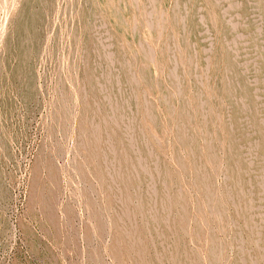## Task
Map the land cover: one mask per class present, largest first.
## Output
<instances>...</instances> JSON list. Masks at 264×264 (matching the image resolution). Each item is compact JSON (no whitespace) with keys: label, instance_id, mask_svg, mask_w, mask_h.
<instances>
[{"label":"rangeland","instance_id":"obj_1","mask_svg":"<svg viewBox=\"0 0 264 264\" xmlns=\"http://www.w3.org/2000/svg\"><path fill=\"white\" fill-rule=\"evenodd\" d=\"M30 1L0 0V264H264V0Z\"/></svg>","mask_w":264,"mask_h":264},{"label":"bare ground","instance_id":"obj_2","mask_svg":"<svg viewBox=\"0 0 264 264\" xmlns=\"http://www.w3.org/2000/svg\"><path fill=\"white\" fill-rule=\"evenodd\" d=\"M25 1H26V0H25ZM29 1H30V0H29ZM34 1H35V0H34ZM36 1H37V0H36ZM132 1H134V0H132ZM135 1H136V0H135ZM148 1H149V0H148ZM159 1H160V0H159ZM183 1H185V0H183ZM195 1H196V0H195ZM22 2H23V1H22ZM30 2H31V1H30ZM93 2H94V1H93ZM130 2H131V0H130ZM26 3H27V2H26ZM89 3H92L91 0H90ZM117 3H118V2H117ZM152 3H153V0H152ZM152 3H151V4H152ZM184 3H185V2H184ZM54 4H55V3H54ZM73 4H74V3H73ZM77 4H78V3H77ZM128 4H129V3H128ZM130 4H131V3H130ZM135 4H136V3H135ZM142 4H143V3H142ZM148 4H149V3H148ZM177 4H178V2H177ZM177 4H176V5H177ZM16 5H17V3H16ZM25 5H26V4H25ZM25 5H24V6H25ZM27 5H28V4H27ZM69 5H70V3H69ZM89 5H90V4H89ZM92 5H94V4H92ZM92 5H91V6H92ZM182 5H183V4H182ZM14 6H15V5H14ZM14 6H13V8H14ZM20 6H21V5H20ZM29 6H30V5H29ZM73 6H74V5H73ZM80 6H81V5H80ZM96 6H98V4H96ZM147 6H148V5H147ZM185 6H186V5H185ZM25 7H26V6H25ZM54 7H55V6H54ZM67 7H68V6H67ZM74 7H75V6H74ZM131 7H132V6H131ZM137 7H138V5H137ZM142 7H143V5H142ZM148 7H149V6H148ZM176 7H178V6H176ZM186 7H187V6H186ZM186 7H185V8H186ZM18 8H19V7H18ZM28 8H29V7H28ZM153 8H154V7H153ZM189 8H190V7H189ZM197 8H198V7H197ZM15 9H16V8H15ZM15 9H14V11H15ZM20 9H23V8H20ZM71 9H72V8H71ZM80 9H81V8H80ZM90 9H91V8H90ZM29 10H30V8H29ZM29 10H28V11H29ZM32 10H33V9H32ZM32 10H31V11H32ZM86 10H87V9H86ZM91 10H92V9H91ZM98 10H99V8H98ZM116 10H117V8H116ZM125 10H126V9H125ZM149 10H150V9H149ZM21 11H22V10H21ZM67 11H68V10H67ZM67 11H66V13H67ZM101 11H102V10H101ZM133 11H134V10H133ZM140 11H141V9H140ZM144 11H145V10H144ZM181 11H182V10H181ZM29 12H30V11H29ZM147 12H148V11H147ZM147 12H146V13H147ZM163 12H164V10L162 9V14H163ZM185 12H186V11H185ZM187 12H189V11H187ZM14 13H15V12H14ZM76 13H77V12H76ZM76 13H75V14H76ZM78 13H79V12H78ZM87 13H88V12H87ZM94 13H95V12H94ZM116 13H118V12H116ZM154 13H155V12H154ZM11 14H12V13H11ZM23 14H24V13H23ZM26 14H27V13H26ZM33 14H34V13H33ZM96 14H97V13H96ZM149 14H150V13H149ZM149 14H148V16H151V15H149ZM160 14H161V13H160ZM174 14H175V13H174ZM29 15H30V14H29ZM38 15H39V14H38ZM81 15H82V14H81ZM91 15H92V14H91ZM133 15H134V14H133ZM163 15H164V14H163ZM186 15H187V14H186ZM20 16H21V14H20ZM22 16H23V15H22ZM31 16H32V15H31ZM31 16H29V18H30ZM42 16H43V15H42ZM144 16H145V15H144ZM156 16H157V15H156ZM160 16H161V15H160ZM211 16H212V15H211ZM215 16H216V15H215ZM23 17H24V16H23ZM25 17H26V16H25ZM27 17H28V16H27ZM95 17H96V15H95ZM101 17H102V16H101V14H100V18H101ZM141 17H142V16H141ZM175 17H176V16H175ZM192 17H194V16H192ZM216 17H217V16H216ZM11 18H12V16H11ZM11 18H10V19H11ZM16 18H17V17H16ZM21 18H22V17H21ZM80 18H81V17H80ZM87 18H88V17H87ZM90 18H91V17H90ZM116 18H118V17L116 16ZM119 18H120V17H119ZM161 18H162V17H161ZM183 18H184V17H183ZM214 18H215V17H214ZM22 19H23V18H22ZM27 19H28V18H27ZM67 19H68V18H67ZM88 19H89V18H88ZM103 19H104V18H103ZM155 19H156V18H155ZM164 19H165V18H164ZM217 19H218V18H217ZM28 20H29V19H28ZM31 20H32V19H31ZM75 20H77V19H75ZM79 20H80V19H79ZM89 20H91V19H89ZM123 20H124V19H123ZM146 20H147V19H146ZM175 20H176V19H175ZM212 20H214V19H212ZM215 20H216V19H215ZM66 21H67V20H66ZM87 21H88V20H86L85 22L87 23ZM125 21H126V20H125ZM132 21H133V19H132ZM155 21H156V20H155ZM160 21H161V19H160ZM183 21H184V20H182V22H183ZM209 21H210V20H209ZM32 22H33V21H32ZM34 22H35V21H34ZM34 22H33V23H34ZM63 22H64V21H63ZM126 22H127V21H126ZM201 22H202V21H201ZM205 22H206V21H205ZM216 22H217V20H216ZM17 23H19V22H17ZM30 23H31V22H30ZM73 23H74V21H73ZM76 23H77V22H76ZM148 23H149V22H148ZM148 23L146 22V24H148ZM177 23H178V22H177ZM185 23H186V22H185ZM23 24H24V23H23ZM68 24H69V23H68ZM77 24H78V23H77ZM89 24H90V23H89ZM89 24H88V25H89ZM125 24H127V23H125ZM201 24H202V23H201ZM13 25H15V24H13ZM19 25H21V24H19ZM115 25H116V24H115ZM148 25H149V24H148ZM148 25H147V28L150 27V26H148ZM156 25H157V23H156ZM163 25H164V24H163ZM184 25H185V24H184ZM188 25H189V24H188ZM196 25H197V24H196ZM204 25H205V24H204ZM26 26H27V25H26ZM67 26H68V25H67ZM69 26H70V25H69ZM90 26H91V25H90ZM144 26H145V25H144ZM15 27H16V26H15ZM29 27H30V26H29ZM73 27H74V26H73ZM145 27H146V26H145ZM161 27H162V26H161ZM195 27H196V26H195ZM11 28H13V27H11ZM22 28H23V27H22ZM26 28H27V27H26ZM62 28H63V27H62ZM75 28H76V27H75ZM79 28H80V27H79ZM84 28H86V27H84ZM84 28H83V29H84ZM150 28H151V27H150ZM31 29H32V28H31ZM80 29H81V28H80ZM126 29H127V27H126ZM129 29H130V28H129ZM148 29H149V28H148ZM187 29H188V28H187ZM18 30L20 31V29H18ZM62 30H63V29H62ZM76 30H77V29H76ZM85 30H86V29H85ZM190 30H191V29H190ZM19 31H18V32H19ZM23 31H24V30H23ZM29 31H30V29H29ZM33 31H35V30H33ZM71 31H72V30H71ZM78 31H79V30H78ZM78 31H77V33H78ZM125 31H126V30H125ZM149 31H150V30H149ZM174 31H175V30H174ZM60 32H61V31H60ZM72 32H73V31H72ZM80 32H81V31H80ZM136 32H137V31H136ZM159 32H160V31H159ZM159 32H158V33H159ZM162 32H163V31H162ZM14 33H15V32H14ZM74 33H75V32H73V34H74ZM158 33H157V34H158ZM160 33H161V32H160ZM182 33H183V32H182ZM31 34H33V33H31ZM130 34H131V33H130ZM143 34H144V33H143ZM180 34H181V33H180ZM12 35H13V34H12ZM17 35H18V34H17ZM24 35H26V34H24ZM28 35H29V34H28ZM81 35H82V34H81ZM87 35H88V34H87ZM174 35H175V34H174ZM10 36H11V35H10ZM19 36H20V33H19ZM31 36H32V35H31ZM73 36L76 37V35H72V37H73ZM142 36H143V35H142ZM157 36H158V35H157ZM159 36H160V35H159ZM16 37H17V36H16ZM23 37H24V36H23ZM150 37H152V36H150ZM150 37H149V38H150ZM178 37H179V36H178ZM17 38H18V37H17ZM17 38H16V40H17ZM19 38H20V37H19ZM21 38H22V37H21ZM24 38H25V37H24ZM70 38H71V37H70ZM76 38H77V37H76ZM76 38H75L74 40H76ZM79 38H80V37H79ZM124 38H125V37H124ZM133 38H134V37H133ZM143 38H144V37H143ZM29 39H30V38H29ZM137 39H139V38H137ZM145 39H146V38H145ZM157 39H158V38H157ZM184 39H185V38H184ZM8 40H10V39H8ZM21 40H22V39H21ZM35 40H36V39H35ZM74 40H73V38H72L71 41H74ZM124 40H125V39H124ZM142 40H143V39H142ZM158 40H159V39H158ZM188 40H189V39H188ZM19 41H20V40H19ZM23 41H24V40H23ZM80 41H81V40H80ZM145 41H147V40H145ZM149 41H150V40H149ZM20 42H22V41H20ZM121 42H122V41H121ZM134 42H135V41H134ZM143 42H144V41H143ZM27 43H28V41H27ZM78 43H79V42H77V44H78ZM80 43H81V42H80ZM80 43H79V44H80ZM124 43H125V41H124ZM128 43H129V42H128ZM178 43H179V42H178ZM20 44H21V43H20ZM96 44H97V43H96ZM129 44H130V43H129ZM142 44H143V43H142ZM152 44H153V43H152ZM31 45H33V44H31ZM71 45H72V44H71ZM75 45H76V42H75ZM94 45H95V44H94ZM130 45H131V44H130ZM147 45H148V44H147ZM9 46H10V45H9ZM96 46H97V45H96ZM140 46H141V45H140ZM142 46H143V45H142ZM13 47H14V46H13ZM23 47H24V46H23ZM29 47H30V46H29ZM146 47H148V46H146ZM154 47H155V46H154ZM167 47H168V46H167ZM18 48L21 49L22 47H18ZM25 48H26V46H25ZM72 48H73V46H72ZM127 48H128V46H127ZM135 48H136V47H135ZM148 48H149V47H148ZM148 48H147V49H148ZM5 49H6V48H5ZM8 49H9V48H8ZM20 49H18V50H20ZM26 49H27V48H26ZM142 49H143V47H142ZM0 50H2V49H0ZM3 50H4V49H3ZM22 50H23V48H22ZM72 50H73V49H72ZM84 50H86V49H84ZM128 50H129V49H128ZM143 50H144V49H143ZM24 51L27 52L26 50H24ZM129 51H130V50H129ZM133 51H134V50H133ZM150 51H151V50H150ZM25 52H23V53H25ZM70 52H72V51H70ZM83 52H84V51H83ZM93 52H94V51H93ZM97 52H98V51H97ZM134 52H135V51H134ZM143 52H144V51H143ZM152 52H153V51H151V53H152ZM2 53H3V52H2ZM73 53H74V52H73ZM77 53H79V52L76 51V54H77ZM144 53H145V52H144ZM220 53H221V52H220ZM227 53H228V52H227ZM134 54H135V53H134ZM138 54H139V53H138ZM152 54H153V53H152ZM67 55H68V54H67ZM74 55H75V54H74ZM145 55H146V54H145ZM145 55H144V56H145ZM148 55H149V54H148ZM169 55H170V54H169ZM184 55H185V54H184ZM3 56H4V55H3ZM69 56H70V55H69ZM78 56H79V55H78ZM123 56H124V55H123ZM150 56H152V55H150ZM26 57H27V56H26ZM70 57H71V56H70ZM75 57L78 58L77 56H75ZM97 57H98V56H97ZM130 57H131V54H130ZM188 57H189V55H188ZM220 57H221V56H220ZM29 58H30V57H29ZM29 58H28V60H30ZM105 58H106V57H105ZM144 58H145V57H144ZM94 59H95V58H94ZM98 59H99V58H98ZM126 59H127V58H126ZM131 59H132V58H131ZM152 59H153V58H152ZM170 59H172V58H170ZM188 59H189V58H188ZM188 59H187V60H188ZM221 59H222V58H221ZM1 60H2V59H1ZM104 60H105V59H104ZM107 60H108V59H107ZM133 60H134V59H133ZM150 60H151V58H150ZM22 61H23V60H22ZM76 61L78 62V60H76ZM121 61H124V60H121ZM134 61H135V60H134ZM134 61H131V64H132V62H134ZM73 62H74V61H73ZM155 62H156V61H155ZM166 62H167V61H166ZM173 62H174V60H173ZM194 62H195V61H194ZM213 62H214V61H213ZM222 62H223V61H222ZM225 62H226V61H225ZM69 63H70V62H69ZM103 63H104V61H103ZM106 63H107V61H106ZM106 63H105V64H106ZM113 63H114V62H113ZM124 63H125V62H124ZM174 63H175V62H174ZM226 63H227V62H226ZM135 64H136V63H135ZM215 64H216V63H215ZM0 65H1V64H0ZM2 65H3V64H2ZM73 65H74V64H73ZM73 65H71V66H73ZM126 65H127V64H126ZM152 65H153V64H152ZM155 65H157V64H155ZM182 65H183V64H182ZM226 65H227V64H226ZM77 66H78V65H77ZM109 66H110V65H109ZM124 66H125V65H124ZM134 66H135V65H134ZM134 66H133V67H134ZM189 66H190V65H189ZM213 66H214V64H213ZM231 66H232V65H231ZM97 67H98V66H97ZM104 67H105V66H104ZM115 67H116V66H115ZM153 67H154V65H153ZM187 67H188V66H187ZM225 67H226V66H225ZM105 68H106V67H105ZM107 68H108V67H107ZM110 68H112V66H111ZM154 68H155V67H154ZM154 68H153V69H154ZM214 68H215V67H214ZM228 68H229V67H228ZM228 68H227V70H229ZM28 69H29V67H28ZM108 69H109V68H108ZM119 69H120V68H119ZM169 69H170V68H169ZM189 69H190V67H189ZM225 69H226V68H225ZM75 70H76V69H75ZM109 70H110V69H109ZM154 70H155V69H154ZM214 70H215V69H214ZM127 71H128V70H127ZM18 72H19V70H18ZM77 72H78V71H77ZM97 72H98V71H97ZM99 72H100V71H99ZM104 72H105V71H104ZM171 72H172V71H171ZM173 72H174V71H173ZM173 72H172V73H173ZM175 72H176V71H175ZM16 73H17V72H16ZM164 73H165V72H164ZM230 73H231V71H230ZM24 74H25V72H24ZM102 74H103V73H102ZM126 74H128V73H126ZM174 74H175V73H174ZM177 74H178V73H177ZM177 74H175V75H177ZM20 75H21V74H20ZM70 75H71V74H70ZM77 75H78V74H77ZM123 75H124V73H123ZM157 75H158V74H157ZM157 75H156V76H157ZM186 75H187V74H186ZM68 76H69V75H68ZM127 76H128V75H127ZM173 76H174V75H173ZM177 76H178V75H177ZM183 76H184V74H183ZM238 76H239V75H238ZM72 77H73V75H72ZM231 77H232V76H231ZM235 77H236V76H235ZM126 78H127V77H126ZM129 78H132V76L129 77ZM129 78H128V79H129ZM175 78H176V76H175ZM178 78H179V76H178ZM24 79H25V78H24ZM73 79H74V78H73ZM94 79H95V77H94ZM124 79H125V78H124ZM134 79H135V78H134ZM182 79H183V78H182ZM182 79H181V80H182ZM214 79H215V78H214ZM226 79H228V78H226ZM230 79H232V78H230ZM235 79H236V78H235ZM71 80H72V79H71ZM126 80H127V79H126ZM64 81H65V80H64ZM76 81H77V80H76ZM130 81H131V80H130ZM132 81H134V80H132ZM137 81H138V80H137ZM139 81H140V80H139ZM220 81H221V78H220ZM230 81H231V80H230ZM66 82H67V81H66ZM172 82H173V81H172ZM231 82H232V81H231ZM235 82H236V81H235ZM129 83H130V82H129ZM134 83H135V82H134ZM134 83H133V84H134ZM176 83H178V82H176ZM182 83H183V82H182ZM26 84H27V83H26ZM63 84H64V83H63ZM67 84H68V83H67ZM70 84H72V82H70ZM76 84H77V82H76ZM179 84H181V83H179ZM68 85H69V84H68ZM68 85H67V86H68ZM92 85H94V84H92ZM228 85H229V84H228ZM70 86H71V85H70ZM72 86H73V85H72ZM74 86H75V84H74ZM246 86H247V85H246ZM136 87H138V86H136ZM166 87H167V86H166ZM180 87H181V86H180ZM227 87H229V86H227ZM233 87H234V86H233ZM68 88H69V87H68ZM178 88H179V87H178ZM178 88H177V89H178ZM210 88H211V87H210ZM243 88H244V87H243ZM69 89H70V88H69ZM231 89H232V88H231ZM231 89H230V90H231ZM247 89H248V88H247ZM70 90H71V89H70ZM92 90H93V88H92ZM142 90H143V88H142ZM209 90H210V89H209ZM215 90H216V89H215ZM221 90H222V88H221ZM228 90H229V89H228ZM68 91H69V90H68ZM163 91H164V90H163ZM181 91H182V90H181ZM181 91H180V92H181ZM141 92H142V91H141ZM174 92H175V91H174ZM180 92H178V93L180 94ZM207 92H208V91H207ZM229 92H230V91H229ZM70 93H71V92H70ZM210 93H211V92H210ZM245 93H246V92H245ZM83 94H84V93H83ZM188 94H189V93H188ZM207 94H208V93H207ZM234 94H235V93H234ZM239 94H240V93H239ZM71 95H72V94H71ZM164 95H165V94H164ZM242 95H243V94H242ZM246 95H247V94H246ZM68 96H69V95H68ZM158 96H159V95H158ZM158 96H157V97H158ZM66 97H67V96H66ZM144 97H145V96H144ZM195 97H196V96H195ZM207 97H208V95H207ZM220 97H221V96H220ZM74 98H75V97H74ZM197 98H198V97H197ZM209 98H210V97H209ZM212 98H213V97H212ZM218 98H219V97H218ZM70 99H72V96H71ZM76 99H77V98H76ZM104 99H105V98H104ZM107 99H108V98H107ZM165 99H166V97H165ZM187 99H188V98H187ZM210 99H211V98H210ZM216 99H217V98H216ZM67 100H69V99L67 98ZM190 100H191V98H190ZM71 101H72V100H71ZM71 101H70V102H71ZM77 101H78V99H77ZM168 101H169V100H168ZM193 101H194V100H193ZM222 101H223V100H222ZM62 102H63V101H61V103H62ZM65 102H66V101H65ZM67 102H69V101H67ZM70 102H69V103H70ZM106 102H107V101H106ZM143 102H144V101H143ZM211 102H212V101H211ZM220 102H221V101H220ZM145 103H146V101H145ZM145 103H144V104H145ZM189 103H190V102H189ZM71 104H72V103H71ZM79 104H80V103H79ZM182 104H183V103H182ZM62 105H63V103H62ZM142 105H143V104H142ZM186 105H187V103H186ZM69 106H70V105H69ZM69 106H68V107H69ZM196 106H197V105H196ZM182 107H183V105H182ZM61 108H62V106H61ZM63 108H65V107H63ZM69 108H70V107H69ZM72 108H73V107H72ZM158 108H159V107H158ZM145 109H147V108H145ZM145 109H144V110H145ZM159 109H160V108H159ZM169 109H170V108H169ZM182 109H183V108H182ZM72 110H73V109H72ZM144 110H143V111H144ZM183 110H184V109H183ZM183 110H182V111H183ZM65 111H67V110H65ZM70 111H71V109H70ZM82 111H83V110H82ZM157 111H158V110H157ZM173 111H174V109H173ZM193 111H194V110H193ZM197 111H198V110H197ZM61 112H62V111H61ZM107 112H108V111H107ZM179 112H180V111H179ZM191 112H192V111H191ZM191 112H190V115H191ZM143 113H144V112H143ZM145 113H146V111H145ZM151 113H152V112H151ZM71 115H72V114H71ZM151 115H152V114H151ZM171 115H173V114H171ZM186 115H187V114H186ZM186 115H185V116H186ZM195 115H196V114H195ZM201 116H202V115H201ZM146 117H147V116H146ZM190 117H191V116H190ZM58 118H59V116H58ZM143 118H144V117H143ZM143 118H142V119H143ZM62 119H63V118H62ZM188 119H189V117H188ZM193 119H194V116H193ZM67 120H68V119H67ZM67 120H66V121H67ZM74 120H75V119H74ZM180 120H181V119H180ZM190 120H191V118H190ZM204 121H205V120H204ZM143 122H144V121H143ZM186 122H187V121H186ZM189 122H190V121H189ZM201 122H202V121H200V123H201ZM61 123H62V121H61ZM63 123H64V122H63ZM64 124H66V123H64ZM211 124H212V123H211ZM187 125H188V123H187ZM206 125H207V124H206ZM61 126H62V125H61ZM151 126H152V125H151ZM184 126H185V125H184ZM195 126H196V124H195ZM218 126H219V125H218ZM64 127H65V125H64ZM169 127H170V126H169ZM68 128H69V127H68ZM153 128H154V127H153ZM221 128H222V126H221ZM65 129H66V128H65ZM77 129H78V128H77ZM90 129H91V128H90ZM193 129H194V128H193ZM201 129H202V128H201ZM152 130H153V129H152ZM166 130H167V129H166ZM199 130H200V129H199ZM74 131H75V130H74ZM154 131H155V130H154ZM79 132H80V131H79ZM82 132H83V130H82ZM92 132H93V131H92ZM155 132H156V131H155ZM155 132H154V133H155ZM169 132H170V130H169ZM172 132H173V131H172ZM83 134H84V133H83ZM183 134H184V132H183ZM204 134H205V133H204ZM143 136H144V135H143ZM153 136H154V134H153ZM191 136H192V135H191ZM214 136H215V135H214ZM222 136H223V134H222ZM93 137H94V136H93ZM164 137H165V136H164ZM169 137H170V136H169ZM81 138H82V137H81ZM84 138H85V137H84ZM151 138H152V137H151ZM165 138H166V137H165ZM200 138H201V137H200ZM78 139H79V138H78ZM211 139H212V138H211ZM229 139H230V138H229ZM93 140H94V139H93ZM163 140H164V139H163ZM190 140H191V139H190ZM81 141H82V140H81ZM233 141H234V140H233ZM93 142H96V141H93ZM206 142H207V141H206ZM212 142H213V141H212ZM217 142H218V141H217ZM228 142H229V141H228ZM85 143H86V142H85ZM189 143H190V142H189ZM201 143H202V142H201ZM221 143H223V142L221 141ZM82 144H83V143H82ZM86 144H87V143H86ZM93 144H95V143H93ZM178 144H179V143H178ZM83 145H84V144H83ZM79 146H80V145H79ZM93 146H94V145H93ZM163 146H164V144H163ZM169 146H170V145H169ZM179 146H180V145H179ZM209 146H210V145H209ZM172 147H173V146H172ZM180 147H181V146H180ZM189 147H190V146H189ZM193 147H194V146H193ZM227 147H228V146H227ZM106 148H107V147H106ZM208 148H209V147H208ZM213 148H214V147H213ZM77 149H78V148H77ZM95 149H96V148H95ZM98 149H99V148H98ZM182 149H183V147H182ZM190 149H191V148H190ZM209 149L211 150V148H209ZM88 150H89V149H88ZM231 150H232V148H231ZM79 151H80V150H79ZM104 151H105V150H104ZM173 151H174V150H173ZM191 151H192V150H191ZM92 152H93V151H92ZM200 152H201V151H200ZM210 152H211V151H210ZM228 152H230V151H228ZM211 153H212V152H211ZM102 154H103V152H102ZM105 154H106V153H105ZM205 154H207V153H205ZM208 154H209V153H208ZM84 155H85V154H84ZM84 155H83V156H84ZM80 156H81V155H80ZM97 156H98V155H97ZM104 156H105V155H104ZM104 156H103V157H104ZM213 156H214V155H213ZM125 157H126V156H125ZM192 157H193V156H192ZM80 158H81V157H80ZM90 158H91V157H90ZM205 158H206V156H205ZM207 158H208V156H207ZM125 159H126V158H125ZM175 159H176V158H175ZM182 159H183V158H182ZM95 160H96V159H95ZM129 160H130V159H129ZM199 160H200V159H199ZM212 160H213V159H212ZM187 161H188V160H187ZM206 161H207V160H206ZM214 161H215V159H214ZM214 161H212V162H214ZM82 162H83V161H82ZM96 162H98V161H96ZM84 163H85V162H84ZM93 163H95V162H93ZM182 163H183V162H182ZM203 163H204V162H203ZM218 163H220V162H218ZM218 163H217V164H218ZM80 164H81V163H80ZM95 164H96V163H95ZM95 164H94V165H95ZM189 164H190V162H189ZM193 165H194V164H193ZM198 165H199V164H198ZM207 165H208V164H207ZM210 165H211V163H210ZM85 166H86V165H85ZM131 166H132V165H131ZM76 167H77V166H76ZM78 167H79V166H78ZM80 168H81V167H80ZM94 168H95V167H94ZM104 168H105V167H104ZM132 168H133V167H132ZM84 169H85V168H84ZM134 169H135V168H134ZM211 169H212V168H211ZM77 170H78V169H77ZM97 170H98V169H97ZM99 170H100V169H99ZM126 170H127V169H126ZM143 170H144V169H143ZM212 170H213V169H212ZM217 170H218V169H217ZM104 171H105V170H104ZM85 172H87L86 169H85ZM88 172H89V171H88ZM96 172H97V171H96ZM127 172H128V171H127ZM144 172H146V171H144ZM214 172H215V171H214ZM236 172H237V170H236ZM82 173H83V172H82ZM82 173H81V174H82ZM146 173H147V172H146ZM167 173H168V172H167ZM203 173H204V172H203ZM205 173H206V172H205ZM219 173H220V172H219ZM78 174H79V173H78ZM136 174H137V173H136ZM168 174H169V173H168ZM190 174H191V173H190ZM237 174H238V173H237ZM88 175H89V173H88ZM90 175H91V174H90ZM182 175H183V174H182ZM201 175H202V174H201ZM203 175H204V174H203ZM79 176H80V174H79ZM81 176H82V175H81ZM136 176H137V175H136ZM214 176H215V174H214ZM215 177H216V176H215ZM231 177H232V176H231ZM93 178H94V177H93ZM128 178H129V177H128ZM172 178H173V177H172ZM194 178H195V177H194ZM194 178H192V181H193ZM91 180H92V179H91ZM94 180H95V179H94ZM98 180H99V179H98ZM202 181H203V180H202ZM105 182H106V181H105ZM139 182H140V181H139ZM171 182H172V180H171ZM201 183H203V182H201ZM209 183H210V182H209ZM126 184H127V183H126ZM135 184H136V183H135ZM96 185H97V184H96ZM96 185H95V186H96ZM108 185H109V184H108ZM91 186L93 187V185H91ZM91 186H90V188H91ZM98 186H101V185H98ZM204 187H205V186H204ZM206 187H207V186H206ZM90 188H89V189H90ZM110 189H111V188H110ZM90 190H91V189H90ZM93 190H94V188H93ZM98 191H99V190H98ZM96 192H97V191H96ZM101 193H102V192H101ZM87 194H88V193H87ZM154 194H155V193H154ZM211 194H212V193H211ZM88 196H89V195H88ZM104 196H105V195H104ZM105 197H106V196H105ZM183 197H184V196H183ZM183 197H182V198H183ZM106 198H107V197H106ZM219 198H220V197H219ZM200 199H201V198H200ZM210 199H211V198H210ZM212 199H213V198H212ZM149 200H150V199H149ZM183 200H184V198H183ZM188 200H189V199H188ZM219 200H220V199H219ZM108 202H109V201H108ZM146 202H147V201H146ZM210 202H211V201H210ZM90 203H91V200H90ZM177 203H178V202H177ZM214 203H215V202H214ZM87 204H89V202H87ZM148 204H149V203H148ZM180 204H181V203H180ZM93 205H94V204H93ZM100 205H101V204H100ZM109 205H110V204H109ZM182 205H183V204H182ZM208 205H209V203H208ZM142 206H143V205H142ZM146 206H147V205H146ZM146 206H145V207H146ZM106 207H107V205H106ZM93 208H94V207H93ZM101 208H102V207H101ZM101 208H100V209H101ZM104 208H105V207H104ZM107 208H109V207H107ZM198 208H199V207H198ZM207 208H208V207H207ZM217 208H218V207H217ZM90 209H91V208H90ZM209 209H210V208H209ZM211 209H212V208H211ZM213 209H214V207H213ZM93 210H94V209H93ZM105 210H106V209H105ZM107 210H108V209H107ZM110 210H111V209H110ZM140 210H141V209H140ZM197 210H198V209H197ZM201 210H202V209H201ZM216 210H217V209H216ZM198 211H199V210H198ZM218 211H219V210H218ZM91 212H92V211H91ZM97 212H98V211H97ZM99 212H100V211H99ZM103 212H104V211H103ZM110 212H111V211H110ZM195 212H196V211H195ZM207 212H208V211H207ZM213 212H214V210H213ZM222 212H223V211H222ZM93 213H94V212H93ZM209 213H210V212H209ZM106 214L108 215V212H107ZM106 214H105V216H106ZM219 214H220V212H219ZM109 215H110V214H109ZM201 215H202V213H201ZM215 215H216V214H215ZM95 216H96V215H95ZM103 216H104V214H103ZM193 216H195V215H193ZM100 217H101V215H100ZM112 217H113V216H112ZM144 217H145V215H144ZM92 218H93V217H92ZM107 218H109V217L107 216ZM206 218H207V217H206ZM219 218H220V217H219ZM98 219H99V218H98ZM109 219H110V218H109ZM109 219H108V220H109ZM190 219H191V218H190ZM214 219H215V218H214ZM182 220H183V219H182ZM98 221H99V220H98ZM197 222H198V221H197ZM217 222H218V224H219V222L221 223V221H217ZM226 222H227V220H226ZM209 223H210V222H209ZM227 223H228V222H227ZM200 224H201V223H200ZM100 226H101V225H100ZM200 226H201V225H200ZM117 227H118V226H117ZM128 227H129V226H128ZM220 227H221V226H220ZM185 228H186V227H185ZM221 229H222V228H221ZM93 230L95 231V229H93ZM181 230H182V229H181ZM183 230H184V229H183ZM206 230H207V229H206ZM208 230H209V228H208ZM91 232H92V231H91ZM116 232H117V231H116ZM123 232H125V231H123ZM126 232H128V231H126ZM94 233H95V232H94ZM94 233H93V234H94ZM119 233H120V232H119ZM119 233H118V236H119ZM130 233H131V232H130ZM115 234H116V233H115ZM121 235H122V234H121ZM125 235H126V234H125ZM128 235H129V234H128ZM206 235H208V234H206ZM115 236H116V235H115ZM211 236H212V235H211ZM115 239H116V237H115ZM204 239H205V238H204ZM133 240H134V239H133ZM120 241H121V240H120ZM126 241H128V239H127ZM204 241L206 242V240H204ZM199 242H200V241H199ZM205 242H204V243H205ZM116 243H117V242H116ZM218 244H219V242H218ZM131 245H132V244H131ZM219 245H220V244H219ZM215 246H216V245H215ZM220 246H221V245H220ZM220 246H219V247H220ZM205 247H206V246H205ZM211 247H213V246H210L209 248H211ZM125 248H127V246H126ZM114 249H115V248H114ZM114 249H113V250H114ZM214 250H216V249L214 248ZM219 250H220V249H219ZM118 251H119V250H118ZM127 251H128V250H127ZM127 251H126V252H127ZM208 251H210V250H208ZM220 251H221V250H220ZM119 252H120V251H119ZM124 253H125V252H124ZM129 253H130V252H129ZM218 253H219V252H218ZM113 254H114V252H113ZM117 255H118V254H117ZM206 255H207V254H206ZM114 256H116V255H114ZM120 256H121V255H120ZM127 256H128V255H127ZM220 256H221V255H220ZM121 257H122V256H121ZM120 259H121V258H120ZM126 259H127V258H126ZM128 259H129V258H128ZM220 259H221V258H220ZM117 260H118V258H117ZM124 261H125V260H124ZM128 261H129V260H128ZM122 262H123V261H122ZM208 262H209V261H208ZM217 262H218V261H217ZM212 263H213V262H212ZM116 264H117V262H116ZM213 264H214V263H213Z\"/></svg>","mask_w":264,"mask_h":264}]
</instances>
